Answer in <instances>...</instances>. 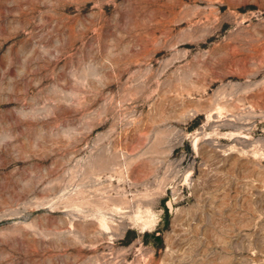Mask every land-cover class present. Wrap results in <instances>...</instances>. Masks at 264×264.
<instances>
[{"label": "rangeland", "instance_id": "rangeland-1", "mask_svg": "<svg viewBox=\"0 0 264 264\" xmlns=\"http://www.w3.org/2000/svg\"><path fill=\"white\" fill-rule=\"evenodd\" d=\"M0 264H264V0H0Z\"/></svg>", "mask_w": 264, "mask_h": 264}]
</instances>
